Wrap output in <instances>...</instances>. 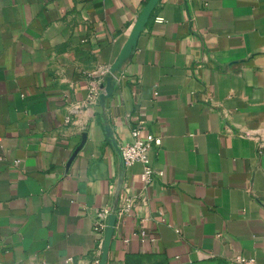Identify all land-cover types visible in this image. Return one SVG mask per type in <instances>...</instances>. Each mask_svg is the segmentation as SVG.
Masks as SVG:
<instances>
[{"label":"crops","instance_id":"obj_1","mask_svg":"<svg viewBox=\"0 0 264 264\" xmlns=\"http://www.w3.org/2000/svg\"><path fill=\"white\" fill-rule=\"evenodd\" d=\"M101 214L104 264H264V0H0V264L101 258Z\"/></svg>","mask_w":264,"mask_h":264},{"label":"built area","instance_id":"obj_2","mask_svg":"<svg viewBox=\"0 0 264 264\" xmlns=\"http://www.w3.org/2000/svg\"><path fill=\"white\" fill-rule=\"evenodd\" d=\"M131 137L132 142L117 145L118 155L124 166L127 168L134 164H140L142 166L140 180L145 185H150L155 176L160 177L163 174L161 171L155 169L150 157V153L153 151V149L161 144V139L160 137L151 134L142 135L138 127L131 129ZM106 227V220L103 219L102 214L98 215L93 228V231L97 237L96 249L98 251L102 250ZM140 234L143 236L144 232H141ZM100 259V257H96L88 264H100ZM233 264L259 263L251 257L239 255L234 258Z\"/></svg>","mask_w":264,"mask_h":264},{"label":"water","instance_id":"obj_3","mask_svg":"<svg viewBox=\"0 0 264 264\" xmlns=\"http://www.w3.org/2000/svg\"><path fill=\"white\" fill-rule=\"evenodd\" d=\"M114 225V216L110 217V221L106 227L105 233H104V241H103V247H102V257L100 259V264H104L105 261V255L107 253V242L110 240L112 229Z\"/></svg>","mask_w":264,"mask_h":264}]
</instances>
